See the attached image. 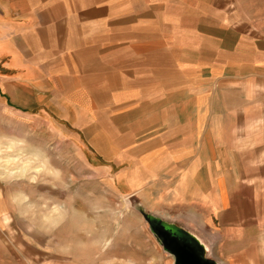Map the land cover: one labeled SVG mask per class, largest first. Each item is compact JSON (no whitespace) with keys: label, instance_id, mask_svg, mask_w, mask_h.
<instances>
[{"label":"crops","instance_id":"obj_1","mask_svg":"<svg viewBox=\"0 0 264 264\" xmlns=\"http://www.w3.org/2000/svg\"><path fill=\"white\" fill-rule=\"evenodd\" d=\"M232 2L0 0V114L41 127L44 92L130 90L162 223L215 264H264V13Z\"/></svg>","mask_w":264,"mask_h":264},{"label":"rangeland","instance_id":"obj_2","mask_svg":"<svg viewBox=\"0 0 264 264\" xmlns=\"http://www.w3.org/2000/svg\"><path fill=\"white\" fill-rule=\"evenodd\" d=\"M228 7L259 24L264 0ZM130 93L44 92L41 127L27 114L18 123H7L15 111L0 114L2 130L20 134L0 138L10 183L0 187V264H174L147 222L163 212L153 210L148 169L138 166L153 143Z\"/></svg>","mask_w":264,"mask_h":264},{"label":"water","instance_id":"obj_3","mask_svg":"<svg viewBox=\"0 0 264 264\" xmlns=\"http://www.w3.org/2000/svg\"><path fill=\"white\" fill-rule=\"evenodd\" d=\"M147 222L164 250L173 256L174 264H215L204 257L197 244L195 247L184 242L172 227L164 225L162 221L156 219H149ZM183 235L188 237L186 234Z\"/></svg>","mask_w":264,"mask_h":264},{"label":"flooded vegetation","instance_id":"obj_4","mask_svg":"<svg viewBox=\"0 0 264 264\" xmlns=\"http://www.w3.org/2000/svg\"><path fill=\"white\" fill-rule=\"evenodd\" d=\"M173 228V227H172ZM173 230L179 235V237L184 241V242H188V244H190V246H197L195 242H193L190 238L184 236L183 232H181L180 230H178L176 227L173 228Z\"/></svg>","mask_w":264,"mask_h":264}]
</instances>
